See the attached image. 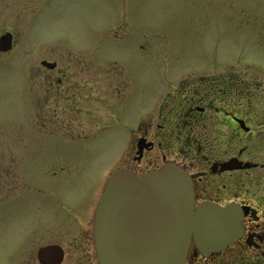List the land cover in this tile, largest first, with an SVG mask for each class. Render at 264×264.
<instances>
[{"label": "flooded vegetation", "instance_id": "1", "mask_svg": "<svg viewBox=\"0 0 264 264\" xmlns=\"http://www.w3.org/2000/svg\"><path fill=\"white\" fill-rule=\"evenodd\" d=\"M36 1L37 16L42 0ZM0 29V43L11 42L12 50L19 41L9 23ZM43 55L33 81L21 80L23 134L17 143L0 139V264H98L93 218L109 177L121 170L141 177L167 166L190 179L195 210L211 204L240 213L234 239L201 248L192 238L183 264H264V76L249 80L247 71L234 70L227 60L151 78L145 112L138 116V88L123 70L94 77L89 59L69 48ZM89 80L99 86L93 92ZM92 103L102 118L95 136L86 126ZM107 114L112 119L106 125ZM53 125L65 130L48 131ZM113 127L122 134L112 164L83 165L80 152L67 150L41 156L36 147L43 139L85 142Z\"/></svg>", "mask_w": 264, "mask_h": 264}, {"label": "rangeland", "instance_id": "2", "mask_svg": "<svg viewBox=\"0 0 264 264\" xmlns=\"http://www.w3.org/2000/svg\"><path fill=\"white\" fill-rule=\"evenodd\" d=\"M37 5L36 0H0V26L9 23L19 41L7 54L0 50L4 54L0 56V139L9 137L17 143V136L23 134L18 109L22 77L32 82L31 73L42 55L56 47L86 56L94 77L93 72L119 69L133 77L138 88L133 112L138 116L145 112L151 78L227 60L234 70L247 71L249 80L264 76V0H42L36 16ZM121 22L119 32L116 24ZM117 31L118 38L113 37ZM89 81L93 92L99 86ZM96 107L89 104L86 115L92 136L98 135L102 119ZM56 111L63 119L64 112ZM111 119L107 114L102 122L107 125ZM54 128L58 134L65 130L53 125L48 131ZM117 130L113 127L96 139L70 144L43 139L36 147L43 151L41 156L58 150L80 152L83 165L98 167L100 160L107 165L117 159V135L122 134Z\"/></svg>", "mask_w": 264, "mask_h": 264}, {"label": "water", "instance_id": "3", "mask_svg": "<svg viewBox=\"0 0 264 264\" xmlns=\"http://www.w3.org/2000/svg\"><path fill=\"white\" fill-rule=\"evenodd\" d=\"M192 194L189 178L172 166L142 177L113 174L94 215L99 264H183L192 238L201 248L234 239L239 211L211 204L193 210Z\"/></svg>", "mask_w": 264, "mask_h": 264}]
</instances>
